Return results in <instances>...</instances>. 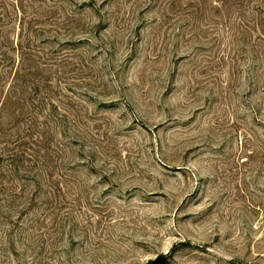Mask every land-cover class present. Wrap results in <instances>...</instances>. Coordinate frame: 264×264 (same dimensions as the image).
<instances>
[{
  "label": "rangeland",
  "instance_id": "374dc122",
  "mask_svg": "<svg viewBox=\"0 0 264 264\" xmlns=\"http://www.w3.org/2000/svg\"><path fill=\"white\" fill-rule=\"evenodd\" d=\"M0 264H264V0H0Z\"/></svg>",
  "mask_w": 264,
  "mask_h": 264
}]
</instances>
